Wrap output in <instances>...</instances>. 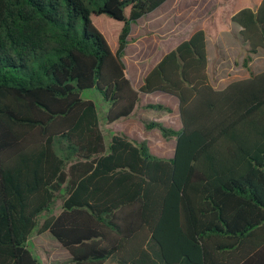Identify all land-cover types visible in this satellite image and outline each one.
<instances>
[{
	"label": "trees",
	"instance_id": "trees-1",
	"mask_svg": "<svg viewBox=\"0 0 264 264\" xmlns=\"http://www.w3.org/2000/svg\"><path fill=\"white\" fill-rule=\"evenodd\" d=\"M167 1L0 0V264H40L28 248L37 229L66 264H264V71L250 67L264 49V0L229 18L248 78L212 85L201 28L136 90L124 61L132 26ZM93 88L110 102V126L141 93L178 99L179 130L141 120L175 138L173 157L112 130L107 140L81 97Z\"/></svg>",
	"mask_w": 264,
	"mask_h": 264
},
{
	"label": "rangeland",
	"instance_id": "rangeland-1",
	"mask_svg": "<svg viewBox=\"0 0 264 264\" xmlns=\"http://www.w3.org/2000/svg\"><path fill=\"white\" fill-rule=\"evenodd\" d=\"M246 2V3H245ZM168 0L159 9L149 14L137 23L133 24L129 36L124 61L127 66V74L132 79V84L143 78L160 58L181 41L190 37L198 29L206 28L209 31L207 38V53L209 62V76L212 85L216 89H223L233 81L248 78L247 70L242 67L243 50L246 43L240 35V27L232 23L229 18L232 13L241 8H256L258 0ZM232 8L223 18V9L226 5ZM109 23H102L107 30H111ZM254 73L264 71V49L252 56L250 63ZM134 86V85H133ZM84 100L94 102L98 114L100 126L109 140L112 133L106 122L110 102L105 100L102 93L96 89H87L81 92ZM173 96L157 92L154 94H140V103L152 102L163 104L170 111L148 110L144 116L148 121L159 118L163 125L174 130L181 128V121L177 107L172 101ZM139 103V104H140ZM145 109L144 105L139 107L138 112ZM148 118V119H147ZM178 122H177V121ZM114 125V124H113ZM112 125V127H113ZM134 141L145 140L151 153L161 159H170L168 156H160L157 152L162 150L164 145L170 147L175 138L164 139L158 130L151 132L142 128L139 136L138 129H134ZM130 139V140H131ZM138 139V140H137ZM133 141V140H132ZM175 144V143H174ZM156 150V151H155ZM172 154V150H170ZM62 209V197L57 199L51 210L41 213L39 226L50 215H57ZM38 229L34 231L28 241V248L40 264H57L63 260V254L67 253L58 242L49 235L39 236ZM57 245V246H56ZM45 249L50 250L52 257Z\"/></svg>",
	"mask_w": 264,
	"mask_h": 264
},
{
	"label": "crops",
	"instance_id": "crops-1",
	"mask_svg": "<svg viewBox=\"0 0 264 264\" xmlns=\"http://www.w3.org/2000/svg\"><path fill=\"white\" fill-rule=\"evenodd\" d=\"M246 0H244L245 2ZM261 0H258V3H257V6L260 4ZM246 3V2H245ZM246 7V5H245ZM241 29V28H240ZM207 56H208V53H207ZM208 74H209V62H208ZM128 76V74H127ZM145 76V74L143 75V77ZM210 77V76H209ZM128 78L130 79V81L132 82V79L128 76ZM244 79H246V77H244ZM211 81V80H210ZM142 82H143V78L141 80H138L136 83L132 84L134 85L133 87L138 90L141 85H142ZM157 93V92H155ZM162 93V92H161ZM154 94V93H152ZM165 94V93H164ZM168 95V94H167ZM172 101L174 102V104L176 105L177 107V112L179 113V110H178V99L176 98H172ZM148 104H154L152 102H144V103H140L139 106L135 109V111L133 112V114L128 118V119H124V120H121L117 123H115L112 127V125H108L109 126V129L112 130L113 132L115 133H118V134H123L125 136H127L129 139H131V137L135 136V132H134V129H138V134H136L137 136H139L142 128H144L143 124L141 123V120L142 119H146V117L144 116V112L146 111V109H142L141 112H138L139 110V107L141 105H148ZM148 119V118H147ZM154 121H161L159 118H154ZM177 121V120H176ZM178 122V121H177ZM136 137V136H135ZM131 140H134V139H131ZM138 140V139H137ZM139 141H143L142 139H140ZM174 143L176 144V140L174 141ZM170 144V147L167 146L166 144L164 145V147L162 148V150H159V152H157L156 150V153H158V155L160 156H168V158H172L173 155H174V149H175V144ZM170 150H172V154L170 153ZM43 235H49V237L53 238L52 235L49 233V232H43L41 234H39V236H43ZM58 247H61V245L58 243L57 244ZM56 245V246H57ZM62 248V247H61ZM63 249V248H62ZM47 252H49V256L48 258L51 260L53 257H52V254H51V251L50 250H47L45 249ZM65 250V249H64ZM66 251V250H65ZM67 252V251H66ZM63 256V260L61 262H58L57 264H66L69 260H70V254L67 252L65 254L62 255ZM55 259V258H53ZM56 261H58L59 259H55Z\"/></svg>",
	"mask_w": 264,
	"mask_h": 264
}]
</instances>
